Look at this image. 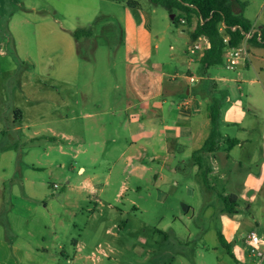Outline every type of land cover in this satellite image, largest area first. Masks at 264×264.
Wrapping results in <instances>:
<instances>
[{
  "label": "rangeland",
  "instance_id": "374dc122",
  "mask_svg": "<svg viewBox=\"0 0 264 264\" xmlns=\"http://www.w3.org/2000/svg\"><path fill=\"white\" fill-rule=\"evenodd\" d=\"M136 1L154 11V34L164 38L154 42L162 59H170V35H180L177 52L186 56L187 35L172 27L169 11ZM242 1L245 18L264 25V0ZM123 17L124 4L114 0H0V264H241L218 241L220 196H193L183 183L196 179L184 173L163 171L180 181L170 193L167 185L157 190L147 176L138 179L123 164L113 166L130 143L122 126L128 113ZM80 29L90 31H80L77 40ZM225 70L222 75L237 77L238 69ZM243 73L258 79L251 68ZM242 87L222 84L218 89L225 94L217 101L221 105L226 91L244 103L246 96L256 97L251 85ZM87 112L99 113L103 133L83 117ZM234 132L228 127L221 134ZM95 139H117L119 146L94 163L75 157L78 143L90 150ZM86 163L87 173L98 174L102 192L89 194L82 187L78 167ZM208 200L211 209L204 215ZM252 208L240 213L264 236V199L258 197Z\"/></svg>",
  "mask_w": 264,
  "mask_h": 264
},
{
  "label": "crops",
  "instance_id": "0c3cea01",
  "mask_svg": "<svg viewBox=\"0 0 264 264\" xmlns=\"http://www.w3.org/2000/svg\"><path fill=\"white\" fill-rule=\"evenodd\" d=\"M114 1L124 4L122 42L128 74L125 86L128 113L122 126L130 134V143L120 150L113 166L123 164L124 170L128 169L138 179L147 176L157 190L163 185H167L170 193L180 188V181L163 172L166 169L172 174L184 173L186 176L195 177L194 183H183L193 196H237L236 214L224 213L222 206L218 209L216 230L217 235L220 233L230 245L232 255L219 242L220 247L234 261L246 264L243 236L255 230L252 225H248V221H244L240 211L243 208L252 211L257 198L264 199V80L260 78L264 74V48L251 43L247 36L240 46L246 51L247 60L244 66L238 68L237 77L228 78L222 75L225 68L223 65L213 66L206 75H199L197 72L202 54L210 45L205 37L192 40L191 33L197 23L194 22L195 19L192 23L182 24L175 21L177 12H169L172 27L175 30L182 28L181 34L187 35L188 42L186 56L180 55L177 49L181 37L170 35V59L163 60L159 43L154 44L156 36L159 42L164 39L162 35L154 34V11L143 9L136 0ZM245 3L247 7V2ZM250 23L254 32L264 27L251 21ZM194 42L199 43L201 49L196 59L191 60L189 49ZM250 68L258 79L243 78V70ZM201 80H207L208 83H202ZM229 81L238 83L240 91L243 90L242 84L248 83L256 91V97L246 96L244 103L241 98L229 95L226 91V97L220 105L219 136L216 144L195 158L194 153L201 150L213 130L208 107L218 100L219 93L225 94V90L219 91L218 88ZM240 95L242 97L243 92ZM76 103L69 105L70 120L74 119L76 109L72 105L76 106ZM225 106L228 108L225 109ZM98 116L99 113L96 112L83 114L84 118L93 123V129L95 125L97 131L103 133L105 126L98 123ZM67 117L65 118L68 119ZM228 127L235 129L234 135L221 134L222 129ZM62 136L69 138L71 142H79L78 137L71 133H62ZM51 139L55 140L54 136ZM118 143L117 139H113L111 144L107 139L103 142L95 139L90 150L79 143L73 150L76 158L82 156L94 163L119 146ZM89 166L86 163L78 167V173L84 177L82 187L89 194L102 192L103 189L97 188L98 174L87 173ZM200 166L203 170H208L207 184L203 182ZM109 175L105 184H109ZM192 183L196 188H192ZM138 190L142 188L137 187L136 191ZM208 202L209 200L202 205L204 215H208L211 209ZM184 208L188 214L194 213L195 208L191 205L185 204ZM121 224L117 227L123 228ZM76 246L79 251L83 248L80 242H76ZM102 252L104 256H108L105 251Z\"/></svg>",
  "mask_w": 264,
  "mask_h": 264
},
{
  "label": "trees",
  "instance_id": "16d2710c",
  "mask_svg": "<svg viewBox=\"0 0 264 264\" xmlns=\"http://www.w3.org/2000/svg\"><path fill=\"white\" fill-rule=\"evenodd\" d=\"M153 4L167 9L169 12H179L175 21L180 22V18L186 23H192L197 19L196 28L191 33L193 41L199 37H205L209 41V48L204 50L200 66L199 75H206L207 71L218 65H223L225 51L227 48L240 47L241 42L249 36V41L256 46L264 48V27L256 32L248 19L244 16L246 3L241 0H150ZM82 30L74 32L75 38H79ZM84 31V30H83ZM88 31V30H85ZM229 36L228 43L224 42V36ZM209 116L212 123V133L201 148L194 153L193 157L198 158L200 153L206 152L216 144L219 136L218 123L220 118V104L215 101L208 107ZM203 181L207 184V171L203 170ZM222 211L230 215L237 213L238 199L235 195L220 196ZM218 238L229 255H232L230 245L218 233Z\"/></svg>",
  "mask_w": 264,
  "mask_h": 264
},
{
  "label": "built area",
  "instance_id": "2783aa9c",
  "mask_svg": "<svg viewBox=\"0 0 264 264\" xmlns=\"http://www.w3.org/2000/svg\"><path fill=\"white\" fill-rule=\"evenodd\" d=\"M182 24L186 23L185 19L180 18ZM224 42L228 43L229 36L225 35ZM201 49L199 43L194 42L189 49V55L191 60L196 59L198 52ZM247 60V54L241 47H229L225 51V60L223 66L227 70H235L245 65ZM193 81L194 79L191 78ZM244 243L246 245V261L247 258H251L250 263L264 264V236L259 235L256 231H250L243 236Z\"/></svg>",
  "mask_w": 264,
  "mask_h": 264
},
{
  "label": "water",
  "instance_id": "95a60500",
  "mask_svg": "<svg viewBox=\"0 0 264 264\" xmlns=\"http://www.w3.org/2000/svg\"><path fill=\"white\" fill-rule=\"evenodd\" d=\"M252 264H254V263H252Z\"/></svg>",
  "mask_w": 264,
  "mask_h": 264
}]
</instances>
